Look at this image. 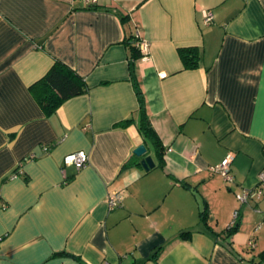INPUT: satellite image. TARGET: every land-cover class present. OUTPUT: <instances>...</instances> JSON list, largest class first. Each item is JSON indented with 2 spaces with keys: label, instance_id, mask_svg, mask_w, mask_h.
<instances>
[{
  "label": "crops",
  "instance_id": "1",
  "mask_svg": "<svg viewBox=\"0 0 264 264\" xmlns=\"http://www.w3.org/2000/svg\"><path fill=\"white\" fill-rule=\"evenodd\" d=\"M92 6L0 0V264H247L264 251V192L247 204L235 195L264 170V0ZM207 10L214 18L205 25ZM130 34L148 45L133 71ZM183 47L201 50L198 68H183ZM55 60L88 91L45 116L29 87ZM134 83L164 149L161 165L135 122L115 126L136 118ZM141 144L155 165L147 172L133 154ZM76 151L87 164L62 169ZM228 152L233 183L209 170ZM113 191L124 196L108 210ZM234 210L236 230L223 240L216 234ZM60 251L70 256L53 257Z\"/></svg>",
  "mask_w": 264,
  "mask_h": 264
},
{
  "label": "trees",
  "instance_id": "2",
  "mask_svg": "<svg viewBox=\"0 0 264 264\" xmlns=\"http://www.w3.org/2000/svg\"><path fill=\"white\" fill-rule=\"evenodd\" d=\"M86 8L91 9L94 6H86ZM122 22H124L127 17L120 16ZM137 38L134 35H126L123 43L128 51L129 69L133 71L135 63L142 59V55L139 52L138 47L135 45ZM178 56L182 62L183 68L185 70H193L200 66V61L202 58V52L197 47H183L177 50ZM132 73V72H131ZM135 94L138 100V112L136 118L131 117L124 121L117 123L115 126L120 128H125L130 124L135 122L138 133L142 137L144 144L153 149L158 163L161 165L163 161V147L161 141L154 130L151 120L146 111V101L142 90L137 83H134ZM88 91V87L84 79L78 75L72 68L66 64L55 60L50 69L45 73V75L38 81L30 85L29 92L35 100L36 104L39 106L41 111L45 116H50L56 112V110L67 100L81 96ZM247 204V203H246ZM208 211L204 207L200 211V221L207 225ZM236 230V226H228L223 234H216L219 238L228 241ZM180 237L183 240H188L190 237V232L180 233ZM230 246L231 243L227 242ZM160 252L158 248L154 253L152 258L156 261L157 256ZM70 256V254L60 251L54 253L53 257ZM247 264H264V251L257 254L254 258L246 261Z\"/></svg>",
  "mask_w": 264,
  "mask_h": 264
},
{
  "label": "built area",
  "instance_id": "3",
  "mask_svg": "<svg viewBox=\"0 0 264 264\" xmlns=\"http://www.w3.org/2000/svg\"><path fill=\"white\" fill-rule=\"evenodd\" d=\"M86 6H90L96 3V0H84ZM213 14L207 10L203 11L202 22L207 25L210 24L213 20ZM135 45L138 47L142 58H146L148 55V45L145 41H141L137 38ZM166 73H159V78L164 79ZM234 158L232 152H228L222 161L213 167H210L209 170L213 173H219L223 176L226 182L233 183V178L230 174V164ZM88 162V155L84 151H76L65 155L62 159V169L65 167L73 166L75 169L80 170ZM262 192H264V170H262L258 175L257 185L250 189H242L236 193L235 198L239 204H246L250 201H255L261 198ZM122 191H113L107 195V208L108 210H113L121 205L123 199ZM238 218V211L234 210L232 213V219L228 226H233L236 219ZM249 246H252V242H249Z\"/></svg>",
  "mask_w": 264,
  "mask_h": 264
},
{
  "label": "water",
  "instance_id": "4",
  "mask_svg": "<svg viewBox=\"0 0 264 264\" xmlns=\"http://www.w3.org/2000/svg\"><path fill=\"white\" fill-rule=\"evenodd\" d=\"M146 151H147V149H146L145 145L141 144L133 150V154L136 157H142V159L140 160V164H141L142 168L144 169V171L147 172L150 169H152L155 165H154V161H153L151 156H149V155L145 156Z\"/></svg>",
  "mask_w": 264,
  "mask_h": 264
}]
</instances>
